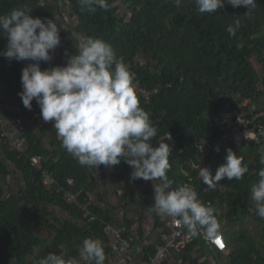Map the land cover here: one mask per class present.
<instances>
[{"label":"trees","instance_id":"obj_1","mask_svg":"<svg viewBox=\"0 0 264 264\" xmlns=\"http://www.w3.org/2000/svg\"><path fill=\"white\" fill-rule=\"evenodd\" d=\"M63 2H68L79 18L84 37L100 38L113 47L117 58L135 76L134 84L137 81L149 91L159 88V94L152 95L149 102L136 95L140 107L149 113L151 124L157 128V137L150 142L158 144L167 133L177 141V146L171 149L170 169L166 173L171 180L178 176L179 158L181 161H200L204 155L198 145L210 143L220 135L211 127L212 118L235 110L246 101L257 104L264 97V0H255L256 7L246 16V7L234 8L230 4L216 12L200 14L195 0H106L107 8L94 5V11L81 6L79 0ZM119 8L124 10L122 14ZM13 9H30L33 17H48L59 22L58 10L50 2L0 0V15ZM134 15L136 20L133 21L131 17ZM237 19L239 27H236ZM228 27L234 28L235 35L229 34ZM61 30L69 38L68 32ZM4 35L6 33L0 30V51L7 43ZM69 43L73 47L71 40ZM253 58L262 64V75L251 63ZM26 63L8 61L0 56V81L8 84L9 92L14 95L11 104L18 108L10 113L3 111L9 119L21 123L27 142V150L20 153L11 151L2 139L5 158L0 156V264H8L12 259H16L18 264H31L27 257L34 252L36 245L41 246L33 232L38 213L26 206L19 207L15 196L5 198V175L9 162L14 163L19 172L18 179L24 185L20 194L25 200L34 201L39 196L69 208L61 193L48 191L42 185L40 170L27 157L41 154V151L26 121L29 110L17 99L22 90L21 69ZM35 107L37 105L32 103V109ZM260 147L246 141L241 145H227L219 152L212 150L209 161L213 176L224 163L227 149L243 157L248 172L240 180L219 182L230 187L231 192L221 193L218 187L207 194L202 191L204 200L226 202L228 216L246 217L252 207L251 188L259 179L260 168L264 167L259 163ZM73 159L65 150L56 161L43 159V166L54 171L59 185L72 176L75 190H82L81 181L72 166ZM128 167L124 161L118 165L119 170H127ZM95 214L103 216L96 210ZM256 215V209L250 213L253 219ZM238 238L245 244L236 247L230 264H264V235L259 245L253 238L244 239L243 234Z\"/></svg>","mask_w":264,"mask_h":264},{"label":"clouds","instance_id":"obj_2","mask_svg":"<svg viewBox=\"0 0 264 264\" xmlns=\"http://www.w3.org/2000/svg\"><path fill=\"white\" fill-rule=\"evenodd\" d=\"M79 3L89 11L95 10L94 5L108 7L106 0H79ZM195 3L200 14L213 13L230 4L234 8L246 7V16L256 7L255 0H195ZM239 23L237 19L236 27ZM0 30L7 38L0 56L8 61L27 62L21 69L22 91L18 93L23 106L30 111L35 99L41 118L51 122L63 149L88 168L111 167L124 161L132 169L130 180L152 183L151 212L173 218L192 236L202 229L207 239L219 238L220 226L211 203H202L197 192L187 184L173 189L166 175L170 169L171 149L164 142L165 138L171 139L170 134L162 136L158 144L150 142L157 137V128L151 124L149 113L140 107L133 74L117 58L110 44L100 38L80 37L76 54L68 57L65 65L42 70L40 62L50 61L51 53L60 45V30L53 19L33 17L30 9H13L0 15ZM227 31L235 35L233 27H228ZM248 119L252 120V115ZM244 137L257 140L254 131H246ZM200 145L201 151L204 144ZM258 152L259 163L264 165V145ZM226 153L224 163L214 176L208 167L199 165L201 182L208 187H214L221 180H240L248 172L243 157L231 149ZM258 177L250 198L258 216L264 218V167L260 168ZM79 256L88 264L93 261L104 264L103 242L99 238H85ZM32 264H76V261L61 249L59 254L49 252L34 259Z\"/></svg>","mask_w":264,"mask_h":264},{"label":"crops","instance_id":"obj_3","mask_svg":"<svg viewBox=\"0 0 264 264\" xmlns=\"http://www.w3.org/2000/svg\"><path fill=\"white\" fill-rule=\"evenodd\" d=\"M42 1L53 3L56 6L58 10L57 19L61 25L56 20L53 21L60 30L63 28L68 32L69 38L65 37L61 30V34L66 38V41H60V45L51 53L52 59L48 62L41 61L40 67L42 69L51 66H63L68 57L72 54H76V44L78 39L84 37L83 30L79 24V18L76 16L68 2L64 4L63 0ZM69 39L73 42V47L72 43H69ZM254 60L256 62L254 67L258 74L262 75V64L257 63L255 58L251 61ZM139 63H141V61H139ZM150 67H152V65ZM136 84H139L140 86V83L137 81L135 85ZM9 91L10 88L8 84L4 81H0V109L3 112V118L6 121L5 126L7 130L12 132V125H18L22 129V135L25 139L21 123L17 120L9 119L3 111L4 109L10 113L18 110L17 107H13L11 104L14 95ZM145 91L150 94L148 100L144 98L147 102L150 101L152 95L159 94V88H156L154 91ZM136 94H138L137 91ZM17 99L21 101L19 95ZM32 103L36 104L35 99ZM254 107L263 110L264 97L260 98L257 104L252 103L251 101H246L235 110L239 112H248L249 109H253ZM26 117L28 126L32 134H34L38 140L40 147L39 150L41 151V154L32 155L41 156L42 167L46 169L43 166V159L46 161H56L61 155H63L65 149L61 146V141L57 137L51 122H45L41 118L38 105L34 109L28 111ZM246 120L250 119L247 118ZM220 133L221 132L219 131V134ZM170 137L171 139L165 138L164 142L169 145L170 149H172L177 146V141L173 135L170 134ZM218 137L216 139H218ZM212 142H204L201 151V145H198L197 148L200 153L204 155V157H201L200 161H181V158H179V162H177L179 163L177 178L172 177L174 180H171L169 176H167L168 179L172 181L173 189L187 184L197 192L198 199L204 204H208L209 201L207 202L204 200L205 195L201 196L202 191L203 194H207L211 189H216V187L221 190V193L232 191L230 187L221 185L220 183H217L214 187H208L201 182L199 165L210 169L209 153L211 151L207 153L205 147H208ZM0 156L5 158L3 142L1 139ZM72 166L81 181L82 189L75 190V179L72 176H69L74 180L73 190L80 194V200L84 201L83 199H86V201L92 205L93 213L96 217L95 224L87 223L81 217L80 213L71 206L67 208L49 202L46 199H41L39 196H37L34 201L25 200L20 194L24 185L18 179L19 172L16 169V165L9 162L8 173L5 175V181L7 182L5 198L15 196L18 200L19 207L26 206L29 210L38 213L33 232L34 236L40 240L41 246L36 245L34 247V252L27 257V262L32 264L34 259L42 258L49 252L59 254L62 249L68 258L76 261V264H88V262H85L80 258L79 248L85 238L94 237L99 238L103 242L105 252L104 264H114L116 257L118 256L116 247L121 245V240L107 231V227L125 230L123 236L131 238L132 240L131 254L135 262L139 263L144 254H152L160 244L162 233L165 231V223L170 218L160 217L149 210L154 195L152 183L143 179H137L135 181L130 180V173L132 171L130 166L127 170H119L118 165L111 167L101 165L94 169L81 166L76 158L73 159ZM47 171L54 173V171ZM194 171L198 172L195 173ZM54 175L55 173L53 174V185L50 187L47 186L46 189L48 191L57 192V186H59V183ZM175 179L178 181H175ZM211 205L215 209V215L220 226V235H222L226 243L225 251L217 253L209 250L203 239L202 229H200L199 234L194 236L195 240L191 244L180 253L171 252L167 254L161 264H230L236 251V247L245 244V241H239L238 237L241 234L244 235V239L253 238L256 244L259 245L261 238L264 235V220L261 217L256 216L254 219L255 222L263 225L260 236L257 237L252 225V223L255 222L250 216L251 212H249L246 217L228 216V204L226 202L221 204L219 201L214 200ZM95 210L99 211L103 216H97ZM8 264L18 263L16 259H12ZM91 264H95V262L93 261Z\"/></svg>","mask_w":264,"mask_h":264},{"label":"built area","instance_id":"obj_4","mask_svg":"<svg viewBox=\"0 0 264 264\" xmlns=\"http://www.w3.org/2000/svg\"><path fill=\"white\" fill-rule=\"evenodd\" d=\"M60 30V28H58ZM60 41L65 42L66 38L61 34ZM261 89V86H259ZM135 90L139 95L145 99H149V92L142 89L139 84L135 85ZM252 115V120H246ZM3 112L0 109V139L13 151L24 152L27 148L25 139L22 135V129L18 125H12V132L6 129ZM264 110L260 111L256 107L249 109L248 113L241 114L239 111L224 112L211 120L213 128L221 132L218 139L213 141L208 147H205V151L219 152L226 145H240L246 141L254 142L257 145H264ZM246 131H254L257 140H247L244 137ZM258 141V142H257ZM219 148V151L216 148ZM34 166L41 171L42 184L44 186H52L53 173L48 172L42 167L41 156L32 155L29 157ZM74 180L68 177L65 184L57 186V192L63 195L65 202L68 206L75 208L81 215V217L89 224L96 223V217L93 213L92 205L83 199H79V193L73 190ZM165 231L162 233L161 242L156 247L152 254H144L139 263L135 262L131 254V238L124 237L125 230H119L113 227H107V231L115 235L121 240V245L116 247L118 256L114 264H161L165 256L171 252L180 253L189 244H191L195 237L192 236L187 228L180 227L175 223L173 218H169L165 223ZM202 236L205 240L208 249L213 252H223L226 249V243L222 237L219 236L216 240H209L205 237L202 230Z\"/></svg>","mask_w":264,"mask_h":264},{"label":"rangeland","instance_id":"obj_5","mask_svg":"<svg viewBox=\"0 0 264 264\" xmlns=\"http://www.w3.org/2000/svg\"><path fill=\"white\" fill-rule=\"evenodd\" d=\"M119 11H120V14H122V11H124L123 9H122V11H121V8H119ZM118 11V12H119ZM124 17L126 16V15H123ZM131 18H133V21L134 20H136V17H135V15H134V17H131ZM251 63L253 64V65H256V62H255V60L254 61H251ZM258 66V65H257ZM263 88H262V86H261V90H262ZM252 155L254 156L255 154L254 153H252ZM253 210H255V207H251L250 208V211L252 212ZM256 216H258V214L256 215ZM263 220H264V218H262ZM253 221H254V219H252ZM255 222V221H254ZM252 225H253V229H255V235L258 237V236H260V233H261V228H262V226L264 225H260L259 223H257V222H255V223H252Z\"/></svg>","mask_w":264,"mask_h":264}]
</instances>
